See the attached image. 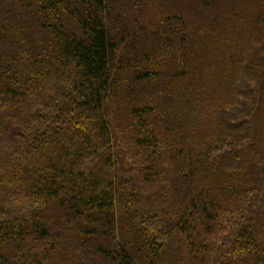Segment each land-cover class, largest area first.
<instances>
[{
  "label": "trees",
  "instance_id": "trees-1",
  "mask_svg": "<svg viewBox=\"0 0 264 264\" xmlns=\"http://www.w3.org/2000/svg\"><path fill=\"white\" fill-rule=\"evenodd\" d=\"M119 1L0 0V264H264V0Z\"/></svg>",
  "mask_w": 264,
  "mask_h": 264
},
{
  "label": "rangeland",
  "instance_id": "rangeland-1",
  "mask_svg": "<svg viewBox=\"0 0 264 264\" xmlns=\"http://www.w3.org/2000/svg\"><path fill=\"white\" fill-rule=\"evenodd\" d=\"M160 1L164 3V0H158V1H156L155 5H153L150 2V0H148L147 2L150 3L152 6H154V8H150V11H147V12L145 10L146 13L144 12L143 14H141V12L144 10V6L141 4H137L136 1H134V0H121V1H119L120 4L116 7H118L120 9V10H118V9L117 10L120 12V14H123V17H124L123 21L126 23V25H128L129 28L132 25L131 22H133V21L137 22V25H134V28H136V30H137L138 28H142V27L145 28V26L149 25L146 23V21H144V19L143 20L141 19L142 17L143 18L145 17V14L147 15L146 16L147 20L151 21L150 17L151 18L153 17L152 16L153 13L162 14L164 12L163 8H161L159 6ZM252 2H253L252 0H233L232 3L235 5V7L237 9L236 11H238V10L241 11L243 9V10H246V14H252L253 10H254V6H253ZM156 4H157V6H156ZM156 18H158V17H156ZM156 18L154 17V19H156ZM145 24H147V25H145ZM124 25L121 24V26L118 29L119 32L121 31L120 33H122V34H126L125 33L126 30L122 31ZM158 29L159 28L157 27L156 30L158 31ZM150 30H155V25L153 27H150ZM142 33H144V32H142ZM142 33L139 32L138 33L139 37L135 38V41L131 42L130 45H136L138 48H140V42L145 39V35H146V37L150 36L149 32H145L144 34H142ZM148 38L151 39V37H148ZM161 50H164L162 46H161ZM162 52H164V51H162ZM165 55H166V57L170 58V53H166ZM127 81L128 80H125V81H122V83H121V87L123 88L124 91L126 90V87L130 83ZM125 93H127V92H125ZM122 95H124V94H122ZM123 106L124 105H123V103H121V101H118V103L114 104V111H115V113L117 112L118 114L115 115V117L113 115V118H112L113 124L111 125V127H112V131L116 134V136L119 135V138L121 141V147L120 148L123 151L127 152L131 148H130V145L128 143H125V140H126V138L130 137L131 133L127 130V128H126L127 126H125L124 121L122 120L123 116H125V115H123L122 112H120L118 110V108L120 110L123 109ZM124 118H126V117H124Z\"/></svg>",
  "mask_w": 264,
  "mask_h": 264
}]
</instances>
